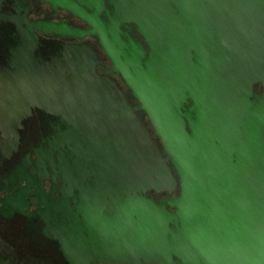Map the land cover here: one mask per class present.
Returning <instances> with one entry per match:
<instances>
[{
  "label": "water",
  "instance_id": "obj_1",
  "mask_svg": "<svg viewBox=\"0 0 264 264\" xmlns=\"http://www.w3.org/2000/svg\"><path fill=\"white\" fill-rule=\"evenodd\" d=\"M93 1L71 7L90 29L40 28L97 36L128 87L92 47L54 58L82 81L58 112L78 191L55 228L64 260L264 264V0Z\"/></svg>",
  "mask_w": 264,
  "mask_h": 264
},
{
  "label": "flooded vegetation",
  "instance_id": "obj_2",
  "mask_svg": "<svg viewBox=\"0 0 264 264\" xmlns=\"http://www.w3.org/2000/svg\"><path fill=\"white\" fill-rule=\"evenodd\" d=\"M90 2L91 6L84 0H0V264H52L31 253L20 256L7 232L21 222L58 243L55 228L67 204L75 208L78 193L62 175L65 158L72 161L69 137L64 135L68 127L59 114L6 96L2 78L10 84L24 75L32 77L45 61H53L71 46L92 47L99 60L96 70L113 78L117 73L104 69L110 61L97 36L78 38L40 29L51 24L90 29V23L71 8L92 14L97 3ZM104 5L111 7L108 0ZM103 11L100 17L106 19ZM129 102L131 107L137 104L131 96ZM176 194L149 192L156 199Z\"/></svg>",
  "mask_w": 264,
  "mask_h": 264
},
{
  "label": "bare ground",
  "instance_id": "obj_3",
  "mask_svg": "<svg viewBox=\"0 0 264 264\" xmlns=\"http://www.w3.org/2000/svg\"><path fill=\"white\" fill-rule=\"evenodd\" d=\"M37 70L36 75L21 76L15 83L9 84L2 78L4 94L19 98V104H37L58 114L59 108L70 99V93L82 87V81L72 69L60 66L55 60L45 61L43 68Z\"/></svg>",
  "mask_w": 264,
  "mask_h": 264
},
{
  "label": "rangeland",
  "instance_id": "obj_4",
  "mask_svg": "<svg viewBox=\"0 0 264 264\" xmlns=\"http://www.w3.org/2000/svg\"><path fill=\"white\" fill-rule=\"evenodd\" d=\"M111 76L117 78V83L124 91H127L128 87L118 73ZM146 121L148 126L151 127L147 117ZM62 175L65 182H68L69 176L65 164H62ZM13 225L14 227L9 228L7 236L9 242H14L15 246L18 247L20 256L23 257L25 254L31 253L39 258L46 259L48 263L68 264L62 256L57 242L45 238L35 229L30 228L28 225H23L21 222H15Z\"/></svg>",
  "mask_w": 264,
  "mask_h": 264
}]
</instances>
